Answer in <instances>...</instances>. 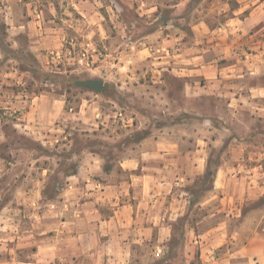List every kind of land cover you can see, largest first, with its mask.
Returning <instances> with one entry per match:
<instances>
[{
  "label": "rangeland",
  "instance_id": "1",
  "mask_svg": "<svg viewBox=\"0 0 264 264\" xmlns=\"http://www.w3.org/2000/svg\"><path fill=\"white\" fill-rule=\"evenodd\" d=\"M73 1L57 0V19L65 29L61 42L47 39L42 45L28 32L16 33L0 12V208L15 205L24 181L37 174L47 176L46 190L53 195L87 147L101 153L107 169L113 167L114 173L124 175L117 160L123 147L138 139L141 131L131 133V127L115 114L123 110L129 115V106H142V102L131 98L128 88L119 86L123 80L164 78L171 113L160 121L176 128L177 138L182 137L185 143L209 145L208 167L190 185L196 197L207 194L212 186L222 154L229 157L240 152L247 154V159L256 156L264 161V97L260 88L264 86V29L252 36L233 29L243 27L241 20L252 13L254 19L245 24L247 29L253 32L263 25L264 0H103L98 23L86 20ZM143 1L156 7L148 10ZM257 4L262 6L254 11ZM256 18L262 21L256 24ZM117 20L127 24L124 28L133 37L161 27L180 35L172 48L194 45L203 66V72L193 76L198 93L186 96L184 79L169 71L154 76L148 69L147 53L122 56L119 49L129 48L128 36L122 35L125 29L121 31ZM37 46L45 47L38 50ZM119 63L130 66L123 69ZM213 66H229L227 74H219L223 82L218 95L212 93L209 73ZM90 78L104 80L102 92L75 83ZM11 99L14 101L6 103ZM34 99L39 100L36 124L40 128L32 129L25 126L28 119L24 114ZM57 100L63 101V118L56 115ZM99 113L103 115L99 127L87 129ZM58 124L65 128L66 138L47 135L55 132ZM239 143L257 145L258 153L253 146L236 150L234 145ZM262 203L264 197L250 206ZM20 205L30 208V204ZM208 214L207 207L199 206L183 217L169 219L172 229L166 232L165 243L157 242L163 235L156 230L151 244L136 249L138 261L128 264H205L208 260L196 241L200 232L188 230L186 225L199 221L206 226L216 218L208 219Z\"/></svg>",
  "mask_w": 264,
  "mask_h": 264
},
{
  "label": "crops",
  "instance_id": "2",
  "mask_svg": "<svg viewBox=\"0 0 264 264\" xmlns=\"http://www.w3.org/2000/svg\"><path fill=\"white\" fill-rule=\"evenodd\" d=\"M145 3L148 10L156 7ZM73 5L86 20L98 23L103 0H74ZM261 6L255 5L254 11ZM58 11L57 0H0V12L11 28L16 33L28 32L40 45L47 39L61 42L65 36V29L57 19ZM253 15L241 21L248 26ZM261 19L256 18V24ZM245 24L233 29L250 36L264 29L263 24L252 32ZM117 25L121 31L127 26L119 20ZM164 31L159 27L133 37L125 29L122 35L128 36L129 48L119 49L120 53L131 58L147 53L148 69L154 76L169 71L183 78L185 95L193 97L198 93L193 76L203 72L199 51L194 45L172 48L180 35ZM42 47L45 46L37 49ZM126 66L130 65L119 63L123 69ZM228 67L213 66L209 73L213 94L221 92L223 81L219 74H227ZM118 84L128 88L131 98L142 102V106H129L127 110L130 121L124 125L131 127V133L141 131V135L123 147V155L117 160L116 166L124 175L114 173L113 167L107 169L101 153L87 147L53 195L46 190L47 176L27 177L26 185L18 191L16 204L0 208V264L137 262L136 249L151 244L156 230L163 235L157 242L165 243L166 232L172 229L169 219L183 217L199 206L208 208V219L216 217L206 226L199 221L186 225L188 230L200 232L196 241L208 260L205 264H264V204L250 206L264 197V161L256 156L247 159L248 155L240 152L229 157L222 154L214 169L212 186L207 194L196 197L190 185L208 167L209 145L206 148L200 142L185 143L182 137L177 138L176 128L160 121L171 113L166 80L130 79ZM260 88L264 97V86ZM57 101L56 115L63 118L66 116L63 101ZM38 106L39 100L34 99L25 111L28 119L25 126L40 128L36 124ZM99 125L100 120L94 118L87 129L95 131ZM57 126L56 134L47 135H57V140L66 138L65 124ZM234 146L236 150L253 146L256 151L258 147L242 143ZM21 203L30 204V208L21 207Z\"/></svg>",
  "mask_w": 264,
  "mask_h": 264
},
{
  "label": "water",
  "instance_id": "3",
  "mask_svg": "<svg viewBox=\"0 0 264 264\" xmlns=\"http://www.w3.org/2000/svg\"><path fill=\"white\" fill-rule=\"evenodd\" d=\"M79 86H83L94 90L96 92H102L104 89L105 82L103 79L100 78H90L85 80H77L75 82Z\"/></svg>",
  "mask_w": 264,
  "mask_h": 264
},
{
  "label": "built area",
  "instance_id": "4",
  "mask_svg": "<svg viewBox=\"0 0 264 264\" xmlns=\"http://www.w3.org/2000/svg\"><path fill=\"white\" fill-rule=\"evenodd\" d=\"M115 116L119 117V119L122 120L123 123H129L130 121L129 117L126 115V113L123 110H119V111L117 110ZM97 118L102 119L103 118L102 113H99L97 115Z\"/></svg>",
  "mask_w": 264,
  "mask_h": 264
}]
</instances>
